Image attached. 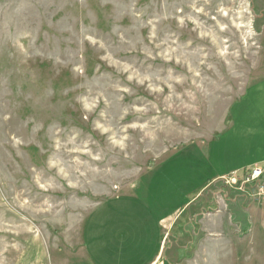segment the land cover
I'll use <instances>...</instances> for the list:
<instances>
[{
  "label": "rangeland",
  "instance_id": "374dc122",
  "mask_svg": "<svg viewBox=\"0 0 264 264\" xmlns=\"http://www.w3.org/2000/svg\"><path fill=\"white\" fill-rule=\"evenodd\" d=\"M259 83L264 0H0V264H111L88 248L103 203L199 149L226 174L153 264H264ZM178 183L174 205L153 187L162 216Z\"/></svg>",
  "mask_w": 264,
  "mask_h": 264
},
{
  "label": "crops",
  "instance_id": "0c3cea01",
  "mask_svg": "<svg viewBox=\"0 0 264 264\" xmlns=\"http://www.w3.org/2000/svg\"><path fill=\"white\" fill-rule=\"evenodd\" d=\"M249 98L246 100L254 99L256 97L257 102L260 103V117L264 115V83L258 84L256 89L250 93ZM243 101H245L243 99ZM263 118V117H262ZM264 119L260 121V158L250 163L264 164V133H263ZM209 151V150H208ZM187 155H177L166 159L161 165H159L152 175H150L148 183V189L144 195H135L128 198H117L109 200L103 203L104 211L97 217L98 229L96 237H90L88 248L94 252V258L96 263H106L111 261V264H153L160 256L166 232L172 227L175 221L178 219L186 208L192 203L194 196L209 183L214 181L219 175H225L226 172L222 169L219 172L216 170L211 173L210 165L201 159V156H208L207 152L191 151L186 153ZM192 155L194 159H187ZM184 156V158H183ZM183 163H175L180 162ZM176 160V161H174ZM258 165V164H256ZM238 167V166H237ZM240 168H232L227 172L233 170H239ZM162 172L167 174L161 176ZM195 177V184L190 187L186 179ZM166 181H169L167 183ZM178 182H182L185 186L183 191L192 190L191 193L186 195L187 201L182 202L178 208L173 209L171 214L162 216V212H158V207H162L165 210L167 208L164 204L171 205L177 204L176 200H179V195L174 192L177 188ZM153 187L156 190L159 187H163L166 191L164 193L166 197L162 196L163 205L158 203L156 199L150 198ZM173 194V197H170ZM193 194V197H192ZM105 205V206H104ZM137 208L142 214L143 219H137L133 216L134 210ZM155 210V211H154ZM130 213L132 215H130ZM130 220L134 223L131 225ZM158 229L159 233H156L157 239L154 242V238L150 236V230ZM136 230L140 231V235ZM137 237L139 240L134 243L132 238ZM96 240L98 242H96ZM100 241V242H99ZM91 245V247H90ZM140 250L139 262H137L136 252Z\"/></svg>",
  "mask_w": 264,
  "mask_h": 264
},
{
  "label": "built area",
  "instance_id": "2783aa9c",
  "mask_svg": "<svg viewBox=\"0 0 264 264\" xmlns=\"http://www.w3.org/2000/svg\"><path fill=\"white\" fill-rule=\"evenodd\" d=\"M261 170L259 169H255V173H259L260 174Z\"/></svg>",
  "mask_w": 264,
  "mask_h": 264
}]
</instances>
